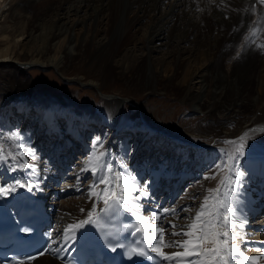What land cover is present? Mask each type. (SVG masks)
Here are the masks:
<instances>
[{"label": "bare ground", "instance_id": "6f19581e", "mask_svg": "<svg viewBox=\"0 0 264 264\" xmlns=\"http://www.w3.org/2000/svg\"><path fill=\"white\" fill-rule=\"evenodd\" d=\"M9 5L4 20L0 18V188L10 189L4 193L9 207L19 206L21 201L17 199L22 198L38 206L21 182L41 174L45 180L46 170L54 163L41 166L37 163L41 154L57 152L63 144L67 146L65 141L80 150H95L96 146L87 145L81 133L91 126L108 131L99 153L105 157H101L102 164H110L113 170L108 174L100 164L95 165V183L92 191L88 189L82 211L66 208L58 214L53 207L48 210L43 206L41 211L54 226L47 232L50 247L44 255L22 264H67L71 251L83 243L86 229L84 224L68 239L64 230L87 220L95 208L93 222L107 207L92 195L94 190L99 193L106 187L99 183L105 174L120 173L133 189L124 193L128 207L121 209L126 216L138 222L139 215L162 227L165 243L184 239L171 233L181 231L205 198L212 195L210 190L220 184L223 155L219 147L225 143L221 137L238 140L245 134L246 147L236 166L243 175L238 177L239 183L228 185L235 231L240 234L234 243L246 256H264V4L260 0H11ZM29 22L34 26L26 32L24 25ZM83 60L90 66L112 68L117 80L136 77L140 89L149 94H164L168 89L180 92L178 100L192 108L189 114L211 118L210 133L218 136L215 148L195 140L207 136L202 129L196 130L194 140H187L153 125L136 100L130 101L136 103L140 120L126 129L124 109L129 100L103 94L98 82L67 79L96 88L105 102L99 115L89 114L79 126L69 129L57 122L60 110L55 104L33 107L28 98L7 93L8 83L18 81L8 79L5 67L16 70L15 77L20 79L31 67L53 69L66 78L70 66ZM252 83L253 92L248 89ZM33 111L41 115L36 124L39 133L43 128L40 135L31 133L35 131L29 122ZM251 113L254 116L249 117ZM61 115L59 120L70 122L65 113ZM75 116V121L81 122L77 112ZM48 120L52 126L44 134ZM232 122L239 129L228 132L225 126ZM17 126L24 127V137L13 140ZM124 130H129L131 139H120ZM76 134L81 137L75 142L72 139ZM59 139L56 145L53 141ZM67 183L65 179L55 180L50 187L71 190ZM116 191L119 194V189ZM133 204L138 208L131 207ZM154 214L158 220L153 219ZM147 241L156 246L155 241ZM162 251L172 254L181 249L166 247ZM161 259V264H176L175 260ZM258 264H264V259Z\"/></svg>", "mask_w": 264, "mask_h": 264}, {"label": "rangeland", "instance_id": "374dc122", "mask_svg": "<svg viewBox=\"0 0 264 264\" xmlns=\"http://www.w3.org/2000/svg\"><path fill=\"white\" fill-rule=\"evenodd\" d=\"M10 2L11 0H0V16H1L0 18H2V20H4V15L6 14V10H8L10 7L9 5ZM29 9H30L29 12H31L30 14H33L32 8ZM33 26L34 24L32 22L26 23L24 25L26 32H28L31 28H33ZM101 60H105V58H101ZM110 69L111 70H109L108 67H106V65L99 67L90 66L87 64L85 60H83L81 62H77L76 64L70 66V68L66 72L67 73L66 78H62L56 71L49 68H47V70L46 69L44 70L37 67H31L30 69H27L22 76H20L22 77L21 79L19 77H15L16 70H13L12 68L5 67L4 71L7 72L9 71L8 79H12V80L16 79V81H18V82H14V84L8 83L9 85L7 87L8 88L7 93L13 94L12 96L18 95L25 97L26 99L28 98V101L31 103L33 107L55 104L54 107L56 106L60 110V112H58L59 114L57 115V122L60 124L61 127H67V129H69L71 126L75 127V124L79 126L82 123V121L85 118H87V116L92 115L95 117L99 115V113H101V108L103 104H105L104 99L99 95L102 92L103 94L106 95L120 96L122 98H127V100H129L128 102L130 104H127L124 109L125 117L123 124L124 127H127L126 129H130L140 120L138 107L136 106V103L130 101V100H136L137 102L141 103L143 107L146 109L149 120L153 123V125L158 126L159 128H163L164 130L170 132L172 135L176 137H181L187 140H192V139L194 140V138L197 136L196 130L202 129L205 132V134L208 133L207 136L200 135V138H195V140L203 144L211 143L212 145L210 146V148L212 147L215 148L213 144H215L218 141V136H216V133H210V131L213 129V126L211 124V118L210 117L207 118L204 115L197 116L194 114L192 115L189 114L190 112H192V108H190L187 104L181 103V101H179L177 98L180 95V92L176 90L168 89V91L164 94L161 93L149 94L148 92H145L144 90L140 89L139 82L137 81L136 77L132 78L131 80H117L115 78L116 75L115 71L112 68ZM71 78H81L83 83H87L91 81L98 82L99 90L101 92H99L94 87L86 86L84 84H79L77 82L67 80ZM17 83L20 86L11 88L13 86H16ZM251 86L253 87L254 84L252 83L248 89H251L250 88ZM72 111H74L73 114L71 113ZM75 112H77L78 116L81 117L80 119L81 122L75 121L77 119V116H75ZM61 113L62 114L65 113L66 117L70 118L69 123L68 121L67 123H65L64 120H59V118L62 119L63 117ZM32 114L30 116L31 119H29V122L31 124L32 131L34 130L35 131L34 133L33 132L31 133L33 135L37 133L38 135H40V133L43 131V128L42 131L39 133V129L36 128L37 126L36 124H39L40 122L39 118L41 115L39 112H34V111ZM20 116L22 115L20 114ZM252 116L254 115L251 113L249 117ZM51 123L52 121L50 120L47 121V126L45 125L46 129L44 128V134L46 131H48L47 127L52 125ZM234 123L232 122L229 125L225 126L228 132H234L239 129L237 123L235 124ZM86 126L87 125L84 124L83 129H86ZM17 127L18 128L16 129L15 135L21 136L19 137L21 139L24 137L23 136L24 127L21 126H17ZM19 129H21V131H19ZM103 129L104 130L102 131V134L101 132L96 131V129L95 131L86 129L85 130L86 133L84 131L81 132L82 135H84V137L87 138L86 139L87 145L91 144L92 146H96L95 150H92L90 148H85L84 146L82 148L85 149L81 148L82 150H80L78 147H77L78 149L76 148L75 144L70 145V143L68 144V142L65 141L64 143H67V146L63 144L61 146V149L63 150L60 153L54 156L50 154L53 157L58 156L60 157L61 161H63L64 163L66 162V164L68 165L66 167L67 173L66 176L60 180L61 175L58 174V172H55L54 167H51L50 169L47 170L49 174L45 178L48 179L49 176H51V178H54L56 180L59 179L60 182L66 178V180L68 181L67 187H71V190L66 192L65 191L56 192L54 189L50 187L49 184L50 179H48L45 182L41 181V185L38 187V191L39 194H41V198H43V203H46L47 205H52L53 210H56L58 214L60 212H63L64 211L63 209L66 208H69L71 210L75 209L76 211L78 210L82 211L81 206L83 204V201L85 200V196L87 195V193H89L88 189L89 191L93 190V186H94L93 184L95 183L94 179L96 177L95 174L97 173V172L94 173V171H92V168L95 164L94 159L92 160V158L100 156L99 150L103 149L107 141L105 135L107 134L108 131H106V128ZM51 131L56 132L55 129ZM69 133L70 131H68L67 133L68 135L67 139L69 138L70 141L71 134ZM130 135L131 134L129 133V130H124L123 134L120 135L121 137L120 139L122 141L123 140L127 141L131 139ZM45 136L46 135H44V139L46 143L48 141V138ZM79 137H81L80 134L78 135L76 134V136L72 140L75 141V139ZM221 139L224 142L227 140L228 141L235 140L230 138L223 139L222 137ZM53 142L57 145L61 142V140L59 139ZM79 142H80L79 144L82 145L84 141L81 138ZM219 148L221 149L224 155L222 167L220 168L221 170L218 173L220 174L222 172L221 180L224 179L226 176H231L232 180L235 181L239 180L238 177L234 175V173H230L228 169L224 167L226 161L228 163H234L235 166H237L240 162L239 160H237L240 159L239 156L236 158L235 161H228L227 154L234 155L231 146H229V144L227 143H223L220 145ZM103 159L105 160V157ZM103 159H101L100 161H102ZM39 160L40 158L37 159V163L43 166L44 165L42 163L43 161L40 162ZM90 161H92L93 163H90ZM103 162L104 161H102L100 164H102ZM222 170L226 172H223ZM27 181L31 186L35 185L34 182H31L30 180ZM60 184L63 185V183ZM79 185H81L84 189H81L82 187L81 186L79 187ZM73 188H77L78 191L73 192L72 191ZM217 188H220V190H222L223 193L227 192L228 198L231 196V188H228V184H225L223 186L219 184ZM149 195L147 197H149L148 199L151 200L152 195L151 194ZM227 201L231 203V200H227ZM192 207L193 204L191 203V208Z\"/></svg>", "mask_w": 264, "mask_h": 264}, {"label": "snow or ice", "instance_id": "6c2138e0", "mask_svg": "<svg viewBox=\"0 0 264 264\" xmlns=\"http://www.w3.org/2000/svg\"><path fill=\"white\" fill-rule=\"evenodd\" d=\"M260 3L264 4V0H260ZM251 35L255 36L256 32L252 31ZM246 136L247 134L235 141H225V143L233 146L234 152V155L227 154L228 161H235L239 155L243 154L246 147ZM11 138L18 140L19 136L14 134ZM102 156L103 154L101 153L100 156L94 157L95 164H100ZM90 163L93 162L90 161ZM95 164L92 168L94 172L98 170ZM224 167L230 173H234L236 177H242L243 175L234 163L226 161ZM100 168L104 169L108 174L113 171L110 164L106 167L100 164ZM108 174L100 176L99 179V183L105 184L106 187L99 193L94 190L92 195L103 200V203L107 206L106 210L111 209L113 206L128 207V197L124 193L133 190L129 186L128 180H125L120 173ZM131 179L134 182V178ZM236 183H239V181L232 180L231 176H226L220 181L222 186L225 184L231 186ZM116 189H119V194ZM8 191L10 189L0 188V194ZM210 193L212 195L205 198L191 221L184 225L181 231L171 233L173 236L184 237V239L165 243L164 229L139 215H137L138 224L129 225V227H134L136 232L143 233L147 239L155 241L156 246L152 247L151 251L157 252L164 260H175L176 264H258V261L264 259V256H246L234 243V241L240 239V234L235 231L237 227L235 212L232 204L227 201V193H225V199H221L219 196L220 188L211 189ZM131 207L138 208L134 204ZM94 212L95 208L93 212L89 213L87 220L68 225L64 230L65 238H72L69 235L70 233H74L76 229L84 224L92 222ZM153 219L158 220L159 216L154 214ZM171 226L173 228L176 227L175 224ZM239 226L243 227V224L241 223ZM166 247H175L181 249V251L166 254L162 251ZM132 251L138 255H146L144 251L137 252L136 249H132Z\"/></svg>", "mask_w": 264, "mask_h": 264}]
</instances>
